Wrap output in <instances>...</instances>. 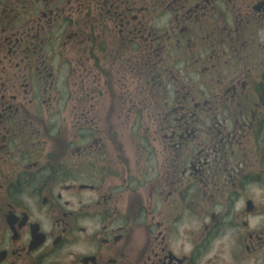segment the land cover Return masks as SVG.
Masks as SVG:
<instances>
[{
  "label": "flooded vegetation",
  "instance_id": "obj_1",
  "mask_svg": "<svg viewBox=\"0 0 264 264\" xmlns=\"http://www.w3.org/2000/svg\"><path fill=\"white\" fill-rule=\"evenodd\" d=\"M0 264H264V0H0Z\"/></svg>",
  "mask_w": 264,
  "mask_h": 264
},
{
  "label": "rangeland",
  "instance_id": "obj_2",
  "mask_svg": "<svg viewBox=\"0 0 264 264\" xmlns=\"http://www.w3.org/2000/svg\"><path fill=\"white\" fill-rule=\"evenodd\" d=\"M49 150L52 151V153H56V152L58 151V147H57L56 144L51 143V145L49 146ZM55 158H56V160H57V161H56V164L59 165V164L64 163V164L67 165V167H68L69 165H71V164L73 163V161H75L74 153L71 152V151H67V152H66V158H65V159L60 158V157H55ZM193 225H196V223L193 224Z\"/></svg>",
  "mask_w": 264,
  "mask_h": 264
}]
</instances>
